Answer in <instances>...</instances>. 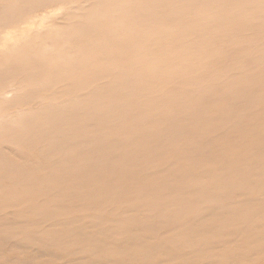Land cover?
I'll use <instances>...</instances> for the list:
<instances>
[{
    "label": "bare ground",
    "instance_id": "obj_1",
    "mask_svg": "<svg viewBox=\"0 0 264 264\" xmlns=\"http://www.w3.org/2000/svg\"><path fill=\"white\" fill-rule=\"evenodd\" d=\"M0 264H264V0H0Z\"/></svg>",
    "mask_w": 264,
    "mask_h": 264
}]
</instances>
